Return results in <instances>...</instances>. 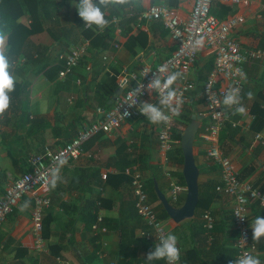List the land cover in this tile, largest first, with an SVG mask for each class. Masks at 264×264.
Instances as JSON below:
<instances>
[{
  "label": "crops",
  "instance_id": "obj_1",
  "mask_svg": "<svg viewBox=\"0 0 264 264\" xmlns=\"http://www.w3.org/2000/svg\"><path fill=\"white\" fill-rule=\"evenodd\" d=\"M56 2L59 10L45 21L41 20L43 16L35 14L32 17L28 12H23L19 4L14 5L20 22L24 25L34 24L36 29L34 32L22 30L19 33L21 39L19 35L11 38V41L8 36L4 37V52L13 46L17 58L12 76L16 81L25 82L29 90V114L26 121L21 123V129L19 119L23 106L19 101L14 104L10 99L9 107L0 114V156H3L0 165L7 171L11 181L14 176L18 178L21 175L14 173V152L19 154L20 149L25 147L23 151L29 160L45 147L57 149L70 142L81 129L101 119L102 114L98 109L102 107L97 98L100 86L114 78L119 87L122 85L125 68L139 74L144 66L155 67L171 57L177 48L176 41L161 19L146 20L140 13L136 21L126 25L124 30L116 28L108 46L93 56L90 50L96 45H93L94 41L87 36L82 23L77 20L74 6L77 0ZM132 2L141 12L154 4H166L185 20L195 0ZM4 12L11 13L9 8ZM212 13L220 19L233 16L238 18L232 35L242 49L264 48V0H241L239 3L215 0ZM117 20L114 17V22ZM85 41H89L87 53L71 74L61 78L56 70L50 69V66L52 68L59 63L60 54ZM32 54L34 57L39 55L37 61L27 59ZM210 60H214V54L210 48L205 47L200 51L189 74L192 84L189 101L175 122L176 127L181 129L186 126L187 116H201L194 150L200 169L199 187L205 198L196 219L206 224L203 215L209 212L216 220V230L209 237L207 246H204L203 256L196 257L192 249L195 247L190 231L192 218L180 223H176L170 216L163 219L168 230L177 235L178 244L183 248V253L185 251V260L189 264H225L232 256L223 248L234 247L238 238L233 220L234 198L214 189V186L222 182L221 167L209 155L211 142L203 137L209 123L203 89L210 75L204 68L209 66ZM180 83L179 76L172 88L176 91ZM244 86L239 104L244 112L229 113L225 106L228 123L232 125L227 130L228 125L225 126L221 132L219 145L224 154L236 164L240 179L264 193V144L255 138L257 133H264V116L260 122L261 128L257 131L252 128L256 115L264 112V62L251 61L244 65ZM159 100L160 95L151 92L143 103L150 102L159 106ZM109 104H114V101ZM164 111L168 109L164 108ZM161 128L162 123L153 124L146 116L128 119L120 128L96 137L79 159L66 160L60 169L56 187L52 188L49 184L42 190L52 202L44 217L48 225L44 236L47 252H40L35 247L34 198L29 193L8 214L0 228V264H117L121 234L114 220L120 217L121 199L129 195L127 185L130 186L134 173L142 175L149 201L152 198L151 182L155 192L157 184L176 207L182 206L187 196V185L181 177L184 162L181 163L178 144L171 151H163L159 138ZM12 141L17 143L8 151ZM172 181L182 187L176 200L171 195ZM159 202L154 201L152 205L156 208ZM25 204L27 207L21 211ZM131 211V207L125 208L123 218L124 224L134 229L140 223V216L137 214L139 217L133 219L130 217ZM99 216H103L100 226H105L106 232L93 229ZM257 216H264V207L258 202H252L249 207L250 226ZM143 230L136 228L135 236H142ZM253 241L258 247L257 257L264 264V236ZM151 250L153 245L141 242L134 247L127 246L125 251L126 254L132 253L136 259L146 260ZM128 261L126 259L125 262ZM146 262L167 264L164 260Z\"/></svg>",
  "mask_w": 264,
  "mask_h": 264
},
{
  "label": "built area",
  "instance_id": "obj_2",
  "mask_svg": "<svg viewBox=\"0 0 264 264\" xmlns=\"http://www.w3.org/2000/svg\"><path fill=\"white\" fill-rule=\"evenodd\" d=\"M215 0H195L189 17L182 20L166 4H154L141 12V17L146 20L161 19L170 31L177 43V48L172 56L162 61L155 67L144 66L139 74L124 69V78L121 84H125L124 92L114 101L108 111L98 109L102 114L101 119L81 129L78 135L70 142L54 149L45 147L38 154H34L29 162L31 170L12 180L0 195V228L14 207L20 200L31 193L34 198L33 230L35 234V247L40 252H47L46 239L44 237V217L46 210L51 206V198L42 193L49 186L51 172L59 159H79L84 153V143L100 131L110 133L132 118L144 117L140 112L144 99L151 93H160L150 85L159 78L163 83L169 74L180 72L181 83L176 90L173 107L180 113L189 101L192 84L189 74L197 61L200 51L208 47L214 54V67L204 85V100L207 107L209 123L203 137L211 142L209 155L221 167L222 182L217 185V190L225 192L234 198L235 205L233 219L238 232L235 243L237 249L236 258L243 257L246 253L257 256L258 247L252 240L249 223V207L252 202H259L264 206V193L250 183L240 179L236 164L224 154L219 139L222 127L227 119L223 96L230 88H238L241 96L244 89V65L251 61L264 62V48L242 49L239 41L232 35L238 24L237 17L220 19L212 13V5ZM222 3H239L241 0H218ZM89 41L71 48L60 54L64 60V68L59 76L65 78L78 66L82 57L87 53ZM161 68L164 71H161ZM219 83V84H218ZM138 89V91H136ZM233 105L229 108H238ZM168 112V111H167ZM170 119L162 123L159 132L160 148L171 151L180 140L173 137V124L177 116L168 112ZM256 141L264 144V133L259 132L255 136ZM132 186L134 189L136 208L139 215L145 220L148 230L142 231L147 238L154 236L159 242L161 235H167L169 230L149 201L142 175L139 172L133 174ZM182 187L176 182H171L172 199L176 200ZM206 227L211 229L214 217L209 212L203 215ZM243 217V218H241ZM103 216H99L93 225V229L107 231L101 227ZM181 250L182 248L178 244ZM180 260L177 264H180Z\"/></svg>",
  "mask_w": 264,
  "mask_h": 264
},
{
  "label": "trees",
  "instance_id": "obj_3",
  "mask_svg": "<svg viewBox=\"0 0 264 264\" xmlns=\"http://www.w3.org/2000/svg\"><path fill=\"white\" fill-rule=\"evenodd\" d=\"M132 3H133L132 0H126V2L123 4H111V3H109L108 5H102L101 7L105 11L106 19L109 21L108 25L103 29L97 28L96 26L86 28L83 20L78 16L77 20H78V22L82 23V26L84 28V32L87 34V36L90 39H92V41H94L93 45H96L94 47V49L90 50L93 56H96L97 51H101L105 47L108 46L109 41L112 39V36L114 35L116 28L120 27L122 30H124V27H127L126 25L129 26L132 22L136 21L137 17L141 13V10L139 8H137L136 6H133ZM16 4L17 5L19 4V6L23 9V12H25V13L28 12L32 17L35 14H38L39 17L43 16L41 18L42 21L51 19L52 14H54V13L56 14V12L60 8L58 6V2H56V0H0V35H2L4 37L8 36L9 41H11V38H16L19 35V33L24 29H28L27 32L28 31L34 32L36 29L34 24L33 25L32 24L24 25V24H22V22H20V20H19L20 16H18V14L16 13V11L13 7ZM33 4H35V7H33ZM6 8H9L11 13L4 12V10ZM114 17L118 18V20L116 22H114ZM98 29H100V30H98ZM19 39H21V35H19ZM4 53H5L6 59L8 61V65H9L8 71L12 75V73L15 72V70H16L15 69L16 68L15 60L17 59L14 56L13 46H10V48H8V50L5 51ZM30 58L37 61L39 58V55L34 57V54H32L29 57H27V59H30ZM209 62H210L209 66L208 67L206 66L204 69H205V71H208L209 73H211V71L213 69V65H214V60H210ZM64 66H65L64 60L59 59V63L57 65H53L52 68L50 66V69L56 70L57 73H59L60 70L64 68ZM205 79H206V76H205ZM205 83H204V85H205ZM117 87H118V84L116 83L114 78L111 79L110 82H105L102 86L99 87L98 92H97V95H98L97 98L99 99L100 106L102 107V109L104 111H108L112 108L113 104L110 105L108 103V101L112 97V95H113V93ZM8 95H9V98L11 99L12 103L17 104V101H19V103L23 106V110H22V113H21L20 119H19V129H21V123L23 121L24 122L26 121L27 116L29 114V112H27L28 105H29L28 104L29 103V90L27 88V84L25 82H19V81L15 80L14 89L11 92H9ZM240 99H241V96H240ZM228 109H229V113H231V112L235 113L237 108L231 109L228 107ZM226 116H227V119L224 123V126L222 127L221 132H223V130L225 129V126L228 125L226 127V130H227V128H229V126L231 127V125H232V123H228L229 117H228L227 112H226ZM263 116H264L263 111H262V113L256 115V120L252 124V128L255 131H257L261 128L260 122L262 121ZM186 121H187V123H186V126L184 128L178 129V127H176V123H175L176 121L174 122L173 127H172L173 128V137L176 140H180V143L177 145V147H178L179 154L181 155V163L184 162L183 150L181 147V137H182V134L184 132V129L192 121V118L190 116H187ZM102 133H105V132H103V131L98 132L97 134L92 136L89 140H87L84 143L85 151L89 148V146L93 142V140L96 137L100 136ZM229 133H231V131H229ZM77 135H78V133L76 134V136ZM18 137H20V135H18ZM17 142H18V140H17ZM17 142L12 141V143L10 144V146L8 147L7 150L9 151L13 147L14 143H17ZM24 149H25V147H22L20 149L19 154L14 152V154H12L13 156L11 155L12 156L13 169H14L15 174L21 173V175H22L23 173L31 170L30 162H29L30 159L28 160L26 153L23 151ZM16 177H17V175L14 176V179ZM181 177L183 179V182L185 183L183 173H181ZM10 182H11L10 176L7 174V171L0 165V195H2L5 192V188ZM131 186H132V180H130V186L127 185V190H128L129 195H126V196L122 197V199H121L120 217L117 218L116 220H114V222H116V224H117L116 228H118L120 230V234H121L120 255H119V260H118L117 264H146L147 262L145 259H136V257L134 255L132 256V253L126 254V251H125L127 246L132 245L134 247V246H136V244H139L141 242H145V243L149 244V246H150V244L154 246V244L157 243V240L154 236H152L151 238H147L144 235L135 236L136 228L140 227V228H143L144 230H146L148 228H147V224H146L145 220H142V217L138 213V210L136 208V199H134L135 197L133 195L134 189H133V186L132 187ZM150 186H151V192H152V198H150V203L152 204L154 201L159 202V198L157 196V193L155 192L153 182L150 183ZM145 188L147 190L146 183H145ZM214 189H217V185L214 186ZM132 196H133V198H132ZM204 198L205 197H204L202 190L200 188L199 203L196 207L195 216H194V218H192L190 220L193 224V226L190 228L191 238L195 244V247H193L192 249L195 252L196 257L197 256L198 257L203 256L204 246L205 245L207 246L208 241H209V237L213 236L214 231L216 230V220L215 219H214L213 227L211 229H208L204 222H200L199 220L196 219L198 211L200 210V208L204 204L203 203ZM125 205H127V206H125ZM130 207L132 209V211L130 212L131 213L130 217H133V219H137V217L140 216L139 217L140 223H138L134 229L128 228L124 224L123 215H124L125 208L130 209ZM154 209L157 211L158 216L162 220L167 219L169 217L167 211L164 209L161 202H159L158 206L156 208L154 207ZM158 210H160V211H158ZM134 214L136 216H134ZM47 226H48L47 225V219L46 220L44 219V236H46V234H47V230H48ZM197 247H199V248H197ZM223 249L225 251H227L228 253L230 252L229 254H231V256H232L231 260L237 259L236 258L237 249H236L235 245H234V247H231V248L227 247V248H223ZM126 259H129L128 263L125 262ZM228 262H229V260L226 261L225 264H227ZM180 264H189L185 260V251L183 253V248H182V253H181Z\"/></svg>",
  "mask_w": 264,
  "mask_h": 264
},
{
  "label": "clouds",
  "instance_id": "obj_4",
  "mask_svg": "<svg viewBox=\"0 0 264 264\" xmlns=\"http://www.w3.org/2000/svg\"><path fill=\"white\" fill-rule=\"evenodd\" d=\"M126 0H77L74 4L78 16L83 20L84 24L88 27L96 26L97 28H105L109 21L106 19L105 11L102 5L123 4ZM5 38L0 35V114L4 113L9 107L10 98L8 93L14 89L15 79L9 73L8 61L4 54ZM161 71H164L161 68ZM180 76L179 72L169 74L162 83L159 78L155 79L150 85L158 90L160 93L159 106L150 102H144L141 105L140 112L147 117L153 124L166 123L170 119L168 112L173 115H178V109L173 107V101L176 97V91L172 88L174 82ZM138 91V89L136 90ZM251 96V93H249ZM223 104L231 107L240 104V94L238 88H230L223 96ZM168 109V112L164 111ZM237 112H244L243 107L236 109ZM66 161L59 159L55 168L51 172V179L49 181L52 188L56 187L57 181L60 179V169ZM27 207L25 204L21 211ZM243 218V217H241ZM252 240L258 241L264 236V216H257L251 224ZM181 257V250L178 247V237L171 231L167 235H161L159 242L155 243L153 250L147 253L146 260L159 261L164 260L167 264H177ZM229 264H261V260L250 253H246L243 257L229 261Z\"/></svg>",
  "mask_w": 264,
  "mask_h": 264
},
{
  "label": "water",
  "instance_id": "obj_5",
  "mask_svg": "<svg viewBox=\"0 0 264 264\" xmlns=\"http://www.w3.org/2000/svg\"><path fill=\"white\" fill-rule=\"evenodd\" d=\"M125 84L120 85L114 92L113 97L109 101L112 103L115 101L125 90ZM201 116L193 115L192 121L184 129L181 137V147L184 155L183 175L187 185V196L182 206H174L168 197L161 191L159 186L156 184L157 195L167 211L170 218L176 223H180L184 220L193 218L195 216L196 207L199 203V176L200 169L196 163L195 157V138L200 127Z\"/></svg>",
  "mask_w": 264,
  "mask_h": 264
},
{
  "label": "rangeland",
  "instance_id": "obj_6",
  "mask_svg": "<svg viewBox=\"0 0 264 264\" xmlns=\"http://www.w3.org/2000/svg\"><path fill=\"white\" fill-rule=\"evenodd\" d=\"M2 159H3V156H0V161H1V162H2ZM1 162H0V163H1Z\"/></svg>",
  "mask_w": 264,
  "mask_h": 264
}]
</instances>
